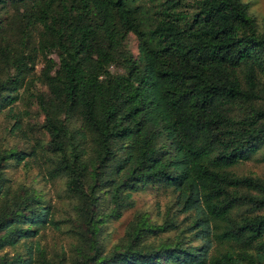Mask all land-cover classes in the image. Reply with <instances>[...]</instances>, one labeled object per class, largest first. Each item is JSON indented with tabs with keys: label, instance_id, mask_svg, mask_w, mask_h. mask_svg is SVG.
<instances>
[{
	"label": "trees",
	"instance_id": "1",
	"mask_svg": "<svg viewBox=\"0 0 264 264\" xmlns=\"http://www.w3.org/2000/svg\"><path fill=\"white\" fill-rule=\"evenodd\" d=\"M185 1L136 14L125 0H19L1 24L0 91L46 87L36 94L53 155L46 172L71 199L74 243L69 254L48 255L38 243L1 252L55 221L31 184L7 175L12 159L31 152L0 147V264H264V174L230 169L264 138V31L242 0H195L193 10ZM25 93L0 95V108ZM154 182L175 194L188 226L137 209L106 247L102 223L133 206L131 190ZM185 231L201 243L188 244Z\"/></svg>",
	"mask_w": 264,
	"mask_h": 264
},
{
	"label": "rangeland",
	"instance_id": "2",
	"mask_svg": "<svg viewBox=\"0 0 264 264\" xmlns=\"http://www.w3.org/2000/svg\"><path fill=\"white\" fill-rule=\"evenodd\" d=\"M19 0H0V26L4 20L9 17ZM158 0H125L136 14H144L153 3ZM248 3V11L256 25L257 33L264 31V0H242ZM186 7L193 10L195 0H187ZM127 44L130 50L136 55L138 54V39L135 34L128 32L126 35ZM57 60L56 52L51 54ZM42 66V60L39 58L34 66L37 72ZM111 72L117 74L122 73L123 66L116 62L109 64ZM16 82L8 83L5 89L0 91V95L15 92L24 94V98L17 99L12 103L5 104L0 108V147L16 149L31 152L23 160L13 161L7 167V175L13 180H18L27 184H31L36 193L51 205L53 219L55 224H47L45 227L39 228L38 233L32 237L17 239L14 245H6L1 252L13 253L14 249L24 250L27 244L38 243L50 255L54 251L71 252L74 243L73 235L69 228L71 222L69 218L74 215L72 202L65 191L64 183L61 177L55 176L51 178L47 172L51 164L48 135L42 127L44 113L40 109L36 101V94L46 91L44 83L36 80L30 85H24L14 88ZM259 86L264 96V72H261L259 78ZM14 91V92H12ZM243 107L235 104L232 107V112L236 116L244 114ZM21 117V127L13 130L11 127L15 120ZM26 133V134H24ZM160 152L168 151L169 139L161 135ZM236 174H264V138L258 141L254 148L246 149L238 158L237 162L230 168ZM131 197L134 204L132 207L126 208L117 218L109 219L102 223V239L106 247H110L123 234L128 221L133 216L135 210L144 211L151 221H161L163 215H172L179 229H184L190 222L189 213L178 211L177 207L173 206L175 194L169 189H165L161 182H154L146 185L143 188L131 190ZM103 206V205H102ZM243 206L240 211L243 210ZM175 231H168L166 235L172 236ZM186 241L190 245H199L201 239L192 236L188 231H185Z\"/></svg>",
	"mask_w": 264,
	"mask_h": 264
}]
</instances>
